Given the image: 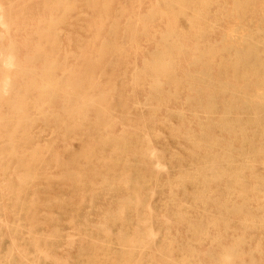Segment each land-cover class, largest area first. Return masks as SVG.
I'll return each mask as SVG.
<instances>
[{"label":"rangeland","instance_id":"374dc122","mask_svg":"<svg viewBox=\"0 0 264 264\" xmlns=\"http://www.w3.org/2000/svg\"><path fill=\"white\" fill-rule=\"evenodd\" d=\"M56 11L63 17L62 7ZM67 22L72 42L46 58L57 64L60 91L51 97L30 91L23 106L14 91L0 100V264H264V137L253 158L218 130L223 110L234 103L229 117L245 116L237 106L255 92L235 84L229 91L234 99H217L216 111L202 107L206 98L188 103L184 89L179 94L170 86L149 102L160 75L159 68L147 70L154 40H138L136 54L121 36L123 17L77 9ZM113 24L119 34L107 41ZM87 43L92 50L83 54ZM20 52L19 60L31 59ZM199 69L210 78L198 89L202 96L216 94V81L234 83L216 66ZM74 82L80 89L71 96ZM186 105L191 110L180 116ZM152 111L153 118L147 116ZM45 119L49 128L42 131ZM54 120L64 128L59 133L53 132ZM195 122L212 128L211 150L189 151L181 140V130H196ZM12 147L19 149L17 161ZM215 158L223 163L217 166ZM238 159L255 179L206 184L205 177L229 176Z\"/></svg>","mask_w":264,"mask_h":264},{"label":"bare ground","instance_id":"6f19581e","mask_svg":"<svg viewBox=\"0 0 264 264\" xmlns=\"http://www.w3.org/2000/svg\"><path fill=\"white\" fill-rule=\"evenodd\" d=\"M60 7L63 8V17L56 11ZM77 9L86 14L98 12L100 18L105 19L123 17L126 23L121 36L127 39L130 49L136 54L139 52V47H135L138 40H154L155 48L151 52L153 60L147 70L154 74V70L159 68L160 75L154 80L146 97L149 102L159 100L162 88L170 86L179 94L184 89V98L188 103L206 98L199 101L205 103L202 107L208 111H216L217 99L227 96L234 99L231 92L235 84H242L239 86L240 90L247 87L255 92V95L241 101L237 106L239 112L245 113V116L237 120L229 117L236 106L233 103L223 110L221 122L218 124L220 135L231 138L233 144L237 142L236 150H248L255 158L259 142L264 137V0H0V100L4 92L14 91L17 103L23 106L29 101L30 91L37 92L39 96L49 95L47 97L60 91V80L55 75L57 64L46 58L60 55L62 51H66L67 46L63 48V44L69 45L72 42L70 30L73 27L66 24H69L67 19ZM35 21L43 23L44 26L38 24L34 27ZM182 23L195 27V30L186 32ZM17 26L22 31L20 38L16 34L20 30ZM111 26L113 29L108 30L107 41H114L119 34L116 24ZM190 39L194 41L193 44L188 43ZM91 47L92 44L87 43L80 48V52L87 54L92 50ZM21 48L22 54L30 57V60H19ZM34 56L45 60H33ZM190 57L192 62H189ZM159 59L163 61L159 62ZM36 64L41 65L37 67ZM84 65L85 63H81L77 68ZM204 65L209 68L216 66L217 73L226 74L234 83L228 85L216 81V94L205 93L202 96L198 89L204 90L210 83L208 73L199 69V66ZM35 71H39L41 75H35ZM197 83L199 86L196 87ZM78 86V82L71 84V96L80 89ZM187 106L189 105L181 107L180 116H185L184 112L191 110H186ZM147 116L153 118V111ZM66 118L69 116L66 115ZM97 122L101 123V116ZM53 123L54 133L64 129L61 128L59 120H54ZM42 125V131L49 128L48 120H43ZM195 125L196 130L186 127L180 132L186 148L189 151H209L214 148L216 143L211 135L212 128H206L197 122ZM245 136L249 137L244 139ZM9 137L16 140L15 130ZM218 148L222 150L221 147ZM231 148L233 150L234 145L231 144ZM18 151L15 147L10 149L11 154H15L13 156L16 161ZM91 152L95 156L98 149L94 146ZM217 159L215 158L216 162L219 161L217 166L221 165L222 158L218 161ZM262 162L264 163V159ZM237 163L229 171V176L222 173L205 177L206 184L212 183L216 188L220 187L221 182L227 186L234 183L241 185L246 177H257L254 173L246 175V163L239 159ZM237 165H244V170L242 171V167L235 168ZM262 178L264 179V174ZM111 180L118 182L115 177ZM256 225L254 221L251 222L250 229Z\"/></svg>","mask_w":264,"mask_h":264}]
</instances>
